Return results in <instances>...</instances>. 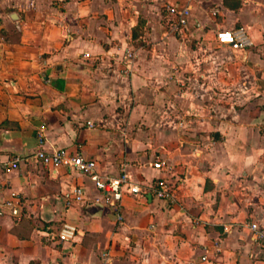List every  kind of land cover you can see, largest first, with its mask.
<instances>
[{
	"label": "crops",
	"instance_id": "obj_1",
	"mask_svg": "<svg viewBox=\"0 0 264 264\" xmlns=\"http://www.w3.org/2000/svg\"><path fill=\"white\" fill-rule=\"evenodd\" d=\"M170 5L190 10L182 35ZM240 27L251 48L218 43ZM41 125L48 152L110 177L126 163L143 192L109 204L86 175L44 167ZM17 156L31 158L5 171ZM13 193L0 264H264L249 228L264 231V0H0V202ZM65 223L74 238L51 240Z\"/></svg>",
	"mask_w": 264,
	"mask_h": 264
},
{
	"label": "built area",
	"instance_id": "obj_2",
	"mask_svg": "<svg viewBox=\"0 0 264 264\" xmlns=\"http://www.w3.org/2000/svg\"><path fill=\"white\" fill-rule=\"evenodd\" d=\"M166 12L170 18L172 29L177 33H184L188 26L190 10L188 8L179 9L177 6L166 7ZM217 41L222 46H228L234 51H246L251 48L253 42L248 35L245 28L240 27L230 31H221L217 33ZM47 126L41 125L37 130L39 146L37 151L32 155V158L41 163L44 167H49L56 170L59 167H67L76 170L91 179L96 185V188L105 194L106 202L112 204L113 202H121L124 190L127 189L131 194L138 195L143 192L140 185L132 180V176L128 172V165L122 164L120 167V174L115 177L103 176L99 170L97 162L94 159H86L81 154L70 155L66 150H55L48 152L45 149ZM31 157H14L3 164L5 171H12L20 167L23 161H29ZM155 169H166V164L160 159H156L153 163ZM154 193L160 199L174 202V194L172 186L166 180L157 181L153 187ZM74 196L77 200L84 198V190L79 187L74 191ZM21 199L18 194L13 193L5 202H0V217L9 214L14 217L16 221L21 218ZM253 233V239L263 245L264 247V231L255 223L249 225ZM76 232L75 226L71 224H63L56 234H52L50 239L57 238L59 241H70L74 238ZM207 257H203L206 260Z\"/></svg>",
	"mask_w": 264,
	"mask_h": 264
}]
</instances>
